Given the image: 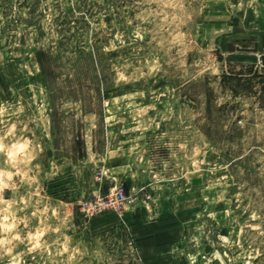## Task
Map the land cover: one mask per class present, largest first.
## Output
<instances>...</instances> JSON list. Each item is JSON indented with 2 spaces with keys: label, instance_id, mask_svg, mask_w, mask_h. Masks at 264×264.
I'll use <instances>...</instances> for the list:
<instances>
[{
  "label": "rangeland",
  "instance_id": "obj_1",
  "mask_svg": "<svg viewBox=\"0 0 264 264\" xmlns=\"http://www.w3.org/2000/svg\"><path fill=\"white\" fill-rule=\"evenodd\" d=\"M260 35L264 0H0V264H264Z\"/></svg>",
  "mask_w": 264,
  "mask_h": 264
},
{
  "label": "trees",
  "instance_id": "obj_2",
  "mask_svg": "<svg viewBox=\"0 0 264 264\" xmlns=\"http://www.w3.org/2000/svg\"><path fill=\"white\" fill-rule=\"evenodd\" d=\"M82 55L86 59H90L86 53L83 52ZM36 59H37V62L39 64V66H40V71H41V74H42L43 82H44L45 86L48 88V82L47 81L51 77V71H50L49 63L52 61V57L50 55L46 54V53L38 52L36 54ZM48 89L50 91V88H48ZM98 90L100 92V89H98ZM207 100H208V93H207ZM211 108L212 107H208V106L205 107V117H206V119H208V114L211 113ZM205 134H207V133H205Z\"/></svg>",
  "mask_w": 264,
  "mask_h": 264
},
{
  "label": "built area",
  "instance_id": "obj_3",
  "mask_svg": "<svg viewBox=\"0 0 264 264\" xmlns=\"http://www.w3.org/2000/svg\"><path fill=\"white\" fill-rule=\"evenodd\" d=\"M113 200L114 202L112 203V208L116 209L118 206L123 204V201L125 199L123 189H118L116 190L113 194Z\"/></svg>",
  "mask_w": 264,
  "mask_h": 264
},
{
  "label": "water",
  "instance_id": "obj_4",
  "mask_svg": "<svg viewBox=\"0 0 264 264\" xmlns=\"http://www.w3.org/2000/svg\"><path fill=\"white\" fill-rule=\"evenodd\" d=\"M227 51L229 53H234V52H239V53L253 52V53H256L257 52V48L255 47L252 51H250V50H247V49H241L240 47H236L234 45L228 44L227 45Z\"/></svg>",
  "mask_w": 264,
  "mask_h": 264
},
{
  "label": "crops",
  "instance_id": "obj_5",
  "mask_svg": "<svg viewBox=\"0 0 264 264\" xmlns=\"http://www.w3.org/2000/svg\"><path fill=\"white\" fill-rule=\"evenodd\" d=\"M257 38L258 40L256 42L255 47L257 48L258 51V49L264 48V35H260Z\"/></svg>",
  "mask_w": 264,
  "mask_h": 264
}]
</instances>
